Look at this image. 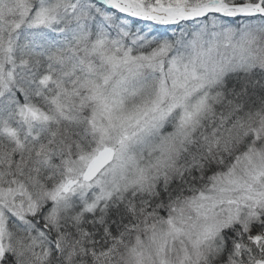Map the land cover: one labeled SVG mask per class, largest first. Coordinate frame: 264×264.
Returning <instances> with one entry per match:
<instances>
[{
  "label": "snow or ice",
  "instance_id": "1",
  "mask_svg": "<svg viewBox=\"0 0 264 264\" xmlns=\"http://www.w3.org/2000/svg\"><path fill=\"white\" fill-rule=\"evenodd\" d=\"M0 264H264V0H0Z\"/></svg>",
  "mask_w": 264,
  "mask_h": 264
}]
</instances>
